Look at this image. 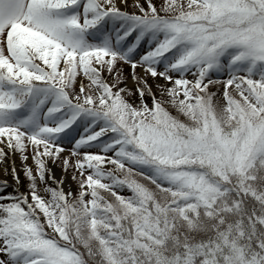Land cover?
Here are the masks:
<instances>
[{"label": "snow or ice", "instance_id": "1", "mask_svg": "<svg viewBox=\"0 0 264 264\" xmlns=\"http://www.w3.org/2000/svg\"><path fill=\"white\" fill-rule=\"evenodd\" d=\"M0 166V264H264V0H0Z\"/></svg>", "mask_w": 264, "mask_h": 264}, {"label": "bare ground", "instance_id": "2", "mask_svg": "<svg viewBox=\"0 0 264 264\" xmlns=\"http://www.w3.org/2000/svg\"><path fill=\"white\" fill-rule=\"evenodd\" d=\"M16 164H17V167L19 168V160L17 159L16 160ZM56 172V171H55ZM59 174V173H58ZM3 175V167L2 166H0V176H2Z\"/></svg>", "mask_w": 264, "mask_h": 264}, {"label": "rangeland", "instance_id": "3", "mask_svg": "<svg viewBox=\"0 0 264 264\" xmlns=\"http://www.w3.org/2000/svg\"><path fill=\"white\" fill-rule=\"evenodd\" d=\"M155 2L157 3V4H159L160 3V0H155ZM159 2V3H158ZM125 70L127 71V66H125ZM17 163V162H16ZM53 167L55 168V169H59V167L58 166H56V165H53ZM55 171H57V170H55ZM58 174V173H57ZM74 186V185H73Z\"/></svg>", "mask_w": 264, "mask_h": 264}, {"label": "water", "instance_id": "4", "mask_svg": "<svg viewBox=\"0 0 264 264\" xmlns=\"http://www.w3.org/2000/svg\"><path fill=\"white\" fill-rule=\"evenodd\" d=\"M57 172L60 174V170H58ZM59 174H57V175H59Z\"/></svg>", "mask_w": 264, "mask_h": 264}, {"label": "trees", "instance_id": "5", "mask_svg": "<svg viewBox=\"0 0 264 264\" xmlns=\"http://www.w3.org/2000/svg\"><path fill=\"white\" fill-rule=\"evenodd\" d=\"M159 3V2H158Z\"/></svg>", "mask_w": 264, "mask_h": 264}]
</instances>
